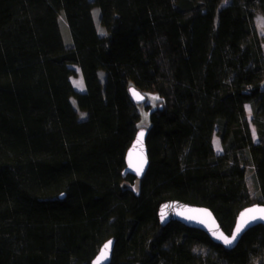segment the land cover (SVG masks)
<instances>
[{
  "label": "trees",
  "instance_id": "obj_1",
  "mask_svg": "<svg viewBox=\"0 0 264 264\" xmlns=\"http://www.w3.org/2000/svg\"><path fill=\"white\" fill-rule=\"evenodd\" d=\"M256 9L264 13V0H0V264H90L111 237L109 264H251L261 256L262 224L227 249L157 215L171 199L205 206L229 234L240 209L264 204ZM72 65L83 90L72 86ZM131 86L144 103L133 102ZM139 129L148 156L140 179L122 175Z\"/></svg>",
  "mask_w": 264,
  "mask_h": 264
},
{
  "label": "water",
  "instance_id": "obj_2",
  "mask_svg": "<svg viewBox=\"0 0 264 264\" xmlns=\"http://www.w3.org/2000/svg\"><path fill=\"white\" fill-rule=\"evenodd\" d=\"M133 89L135 90L136 93H139V95L143 97V99H137L136 96H134L132 93ZM129 93L131 99L136 104H142L146 100L145 95L142 94L138 89L134 88L133 86L129 87ZM141 132H143L144 135L142 139L138 141V137ZM141 162H143V168L142 170L138 171L137 169L140 167ZM147 167H148V156H147V147H146V131L144 129H139L136 132L134 139L132 140L129 148L127 149L125 155V167L122 171V175L125 176L127 174H130L140 179L146 172ZM60 197H63V194H61ZM254 207H264V204L254 202L240 209L236 215L235 223L229 234L225 233L222 230L220 224L218 223L212 211L205 206L191 204L177 199H171V200H166L159 205L157 210V215L162 225H166L171 221H179L188 227L202 230L208 235V237L213 242L220 244L227 249H232L233 247L236 246V244L238 243V241L240 240L241 236L245 231H247L249 228H252L257 224L264 225V219L257 218L256 220L249 221L244 226V228H242L241 231L236 235V238L232 241L231 244H225L224 241L219 238V236L222 234L224 237H227L228 239H232L233 233L236 231L237 224L238 222L241 221V214L245 213L246 215L244 216V219H247L246 210ZM109 241H111L112 243L108 251V256L106 259L100 260L99 264L110 263L113 247H114V241H115L113 237L106 239L101 244L97 253L92 258L90 264H94V262L98 260V258L101 256V251L104 245Z\"/></svg>",
  "mask_w": 264,
  "mask_h": 264
},
{
  "label": "rangeland",
  "instance_id": "obj_3",
  "mask_svg": "<svg viewBox=\"0 0 264 264\" xmlns=\"http://www.w3.org/2000/svg\"><path fill=\"white\" fill-rule=\"evenodd\" d=\"M227 1L228 0H221V4H225V3H227ZM92 16H93L94 23L96 25L97 32L100 35L105 34L106 33L105 29L103 26L100 25L99 20H98L99 9L97 6H94L92 8ZM263 21H264V13L260 9H256L255 10L254 23H255V26L258 30V33L262 37L263 47H264V23H263ZM60 22H61L60 25H61V30H62V35H63L64 41L66 44H69L70 43V36H69L68 30H67L68 28L66 27L65 21L63 20V17H61V16H60ZM188 35H189V30H186L183 34V37L185 40L187 39ZM245 43H246V38L242 40V45H244ZM72 67L75 69V74L73 76H71V78H70L72 86L76 90H79V91L83 90L84 85H83V81H82L80 71H79L77 66L72 65ZM98 75H99V78L102 79V76H103L102 70L99 71ZM198 83H200V80H198ZM71 100H72V104L76 107L74 98H71ZM245 111H246L247 117L250 119L251 118V110H250L249 104L245 105ZM79 114H80V116L85 115V111H81V112H79ZM260 115L262 117H264V105L261 108ZM140 124L143 126L147 125V120H146L144 113L141 117ZM250 126H251L252 133L256 136L255 127L253 126V124H250ZM245 180H246V184H247V188H248L250 197L252 200H254L255 195H256V188H255L251 169L247 168V167H245ZM197 249H199V248H197ZM251 264H264V253L259 257L253 258Z\"/></svg>",
  "mask_w": 264,
  "mask_h": 264
},
{
  "label": "snow or ice",
  "instance_id": "obj_4",
  "mask_svg": "<svg viewBox=\"0 0 264 264\" xmlns=\"http://www.w3.org/2000/svg\"><path fill=\"white\" fill-rule=\"evenodd\" d=\"M132 93L134 96H136L137 99H143V97H141L139 93H136L134 89L132 90ZM143 135H144L143 132L139 134L138 141L142 139ZM142 168H143V162H141L140 167L137 170L140 171L142 170ZM246 213H247V219H244V216L246 215L245 213L241 214V221L238 222L236 231L233 233L232 239H228L227 237H224L222 234L219 236V238L222 239L225 244H231L232 241L236 238V235L241 231L242 228H244V226L249 221L256 220L257 218L264 219V207H254V208L246 210ZM111 243L112 242L109 241L108 243L104 245L101 251V256L98 258L96 262H94V264H99L100 260L107 258Z\"/></svg>",
  "mask_w": 264,
  "mask_h": 264
},
{
  "label": "crops",
  "instance_id": "obj_5",
  "mask_svg": "<svg viewBox=\"0 0 264 264\" xmlns=\"http://www.w3.org/2000/svg\"><path fill=\"white\" fill-rule=\"evenodd\" d=\"M256 136L252 133V137H253L254 141L257 139ZM212 145H213L214 151L216 153H220L221 152V150H222L221 144H220L219 138L216 135H214L213 138H212Z\"/></svg>",
  "mask_w": 264,
  "mask_h": 264
}]
</instances>
